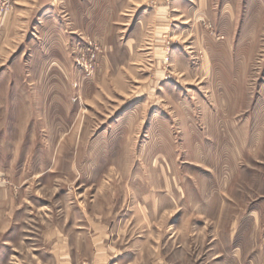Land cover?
Returning a JSON list of instances; mask_svg holds the SVG:
<instances>
[{
    "label": "rangeland",
    "instance_id": "obj_1",
    "mask_svg": "<svg viewBox=\"0 0 264 264\" xmlns=\"http://www.w3.org/2000/svg\"><path fill=\"white\" fill-rule=\"evenodd\" d=\"M257 103L264 0H0V264H57L90 202L105 264H264V133L224 190L192 147Z\"/></svg>",
    "mask_w": 264,
    "mask_h": 264
},
{
    "label": "crops",
    "instance_id": "obj_2",
    "mask_svg": "<svg viewBox=\"0 0 264 264\" xmlns=\"http://www.w3.org/2000/svg\"><path fill=\"white\" fill-rule=\"evenodd\" d=\"M257 105L259 106L256 107L257 115L255 116L261 118L259 120L264 122L262 103H257ZM239 122V124L231 125L229 128H225V126L222 128L216 127V129L212 128L211 137H206L203 134L201 143L197 140L198 142L192 145V147L205 149L212 144L213 148L220 150L218 157H214L212 160L211 157L208 158L210 160L208 164L211 166L209 168L216 173V186L221 190H224L223 188L230 184L239 172L242 156L247 151L258 149L263 143L264 123L257 121L254 126H250L249 119L245 121L248 124H242L241 120ZM80 145L82 147V144ZM91 145L96 146L95 144ZM229 151H233L234 156H231L232 153ZM221 152H223L222 155ZM225 155L229 157L227 158ZM78 163L82 165L81 169H83L84 164L88 163L89 171L92 168L90 167L91 164H94L88 157L82 158L81 156L78 157ZM95 205L93 202H90L89 211H82L83 208L79 207V212L84 215L90 213V215L84 221L75 220L70 222L72 225L70 227L77 229V233L68 237L62 233L57 236V252L54 254L58 262L57 264H81L83 260L90 261V264H105L106 261L118 259L120 249L117 248L116 243H119V240L124 238V234L118 232L123 226H118L119 223L114 220L100 221L92 219L93 216H97L96 213L98 212ZM81 248H86L84 250L87 252L83 253L84 256L80 252Z\"/></svg>",
    "mask_w": 264,
    "mask_h": 264
}]
</instances>
